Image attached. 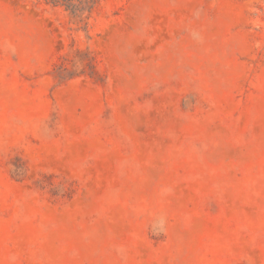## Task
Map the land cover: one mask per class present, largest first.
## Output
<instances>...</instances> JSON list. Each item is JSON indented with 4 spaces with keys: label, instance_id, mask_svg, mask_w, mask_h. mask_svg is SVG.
<instances>
[{
    "label": "rangeland",
    "instance_id": "obj_1",
    "mask_svg": "<svg viewBox=\"0 0 264 264\" xmlns=\"http://www.w3.org/2000/svg\"><path fill=\"white\" fill-rule=\"evenodd\" d=\"M0 264H264V0H0Z\"/></svg>",
    "mask_w": 264,
    "mask_h": 264
},
{
    "label": "trees",
    "instance_id": "obj_2",
    "mask_svg": "<svg viewBox=\"0 0 264 264\" xmlns=\"http://www.w3.org/2000/svg\"><path fill=\"white\" fill-rule=\"evenodd\" d=\"M46 3H49L54 6H59L63 8L66 12H68L77 22L82 23L84 25V29L87 26V20L89 19L93 9L97 6L100 0H43ZM83 54V53H82ZM85 64H88L84 60ZM60 72H57L54 77L63 81L72 77V74L69 73V70L61 67ZM63 73V71H65ZM66 73H68L66 75Z\"/></svg>",
    "mask_w": 264,
    "mask_h": 264
}]
</instances>
